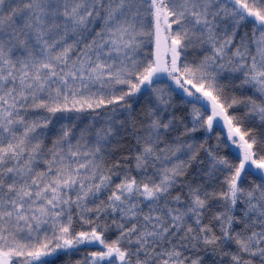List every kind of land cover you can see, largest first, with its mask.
Wrapping results in <instances>:
<instances>
[{"label":"snow or ice","instance_id":"6c2138e0","mask_svg":"<svg viewBox=\"0 0 264 264\" xmlns=\"http://www.w3.org/2000/svg\"><path fill=\"white\" fill-rule=\"evenodd\" d=\"M0 264H264V0H0Z\"/></svg>","mask_w":264,"mask_h":264}]
</instances>
